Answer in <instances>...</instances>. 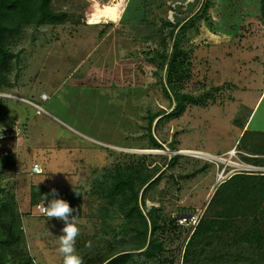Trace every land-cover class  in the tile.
Segmentation results:
<instances>
[{
  "label": "rangeland",
  "instance_id": "374dc122",
  "mask_svg": "<svg viewBox=\"0 0 264 264\" xmlns=\"http://www.w3.org/2000/svg\"><path fill=\"white\" fill-rule=\"evenodd\" d=\"M107 1L56 0V8L68 11L66 22L22 28L11 46L19 56L11 62L10 72L2 76L0 97L5 118L0 129L9 121L18 126L22 120L16 118V110L23 108L27 114V144L18 155V160L23 161L18 168L21 173L18 176L11 168L5 169L2 189L15 194L18 211L23 213L22 247L35 264H62L58 247L65 224L63 220L31 215L29 189L44 185L47 189L71 190L74 197L68 203L74 209L72 215L79 218L80 228L75 244L77 254L84 264H97L103 255L128 247L129 227L134 221L129 222L116 206L105 212L104 192L95 193L93 189L102 182L106 170L141 163L147 170L156 171L147 182L152 185L143 202V188L139 192L142 213L159 207L157 213L163 217H177L176 227L165 224L161 236L165 250L159 261L180 264L197 223L179 219L192 212L200 213V217L218 184L231 174L249 173L239 167L252 164L243 159L251 154L236 148L238 142L231 154L226 152L233 144V130L241 125L245 109L238 108L234 114L236 122L231 123L234 109L231 105L223 109L211 107L220 97L210 89L227 80L241 84L245 82L244 74H250L251 83L260 82L259 39L246 37L240 55H236L230 43L234 35H229L226 43L213 44L217 47L213 53L208 25L213 21L220 24L224 14L235 22L237 14L241 17L244 13L245 0H229L231 5L228 0H210L206 12L200 13L196 26L186 31L187 37L182 41L191 62L190 77L179 88L195 99H204V105L188 104L182 115L164 116L158 122L155 118L149 128L150 115H164L175 105L162 89L167 62L157 55L164 50L168 55L172 46L165 21L173 23L177 13L180 18L192 15L205 0H153L146 7L147 23L135 26L118 21L126 0H122L116 19L107 22L101 18ZM233 32H239L238 28ZM248 39L254 42L253 50L242 48ZM227 52L230 55L226 57ZM236 64L240 65V75H235ZM43 92L48 99L40 98ZM14 95L33 101L40 110L8 97ZM260 114H264V102L257 116ZM254 127L253 124L250 129ZM151 136L159 147L151 144ZM175 154V162L167 166ZM34 161L40 163L43 174H29Z\"/></svg>",
  "mask_w": 264,
  "mask_h": 264
},
{
  "label": "trees",
  "instance_id": "16d2710c",
  "mask_svg": "<svg viewBox=\"0 0 264 264\" xmlns=\"http://www.w3.org/2000/svg\"><path fill=\"white\" fill-rule=\"evenodd\" d=\"M152 1L128 0L118 20L119 23L134 26L144 23L147 20L146 7ZM210 2V0L203 1L192 15L188 14L180 18L177 13L174 15L173 23L165 21L169 27L167 35L172 41V46L168 55L166 50L157 55L162 62H167L164 67L165 82H162V89L167 99H172L175 105L164 115L163 113L150 115L149 128L155 118L158 122L164 116L176 118L182 115L188 104L204 105V99L201 97H198L200 100L195 99L188 93L180 92L179 88L190 77L191 62L190 53L182 47V41L187 37L186 31L196 26L198 16L206 12ZM55 5H59L56 0H0V93L3 92L2 76L10 72L11 62L19 56L18 51L11 49V46L21 35L22 28L28 26L38 28L66 22L68 11L56 8ZM259 13V19L264 23V0H260ZM237 18L234 21L239 22L241 18L239 14ZM230 26L229 31L238 28L239 32L249 30L250 33V29H246L243 25ZM239 32H235L237 41ZM251 36L256 37L254 34ZM226 86L227 83H222L219 86H213L210 90L222 97L223 88L221 87ZM210 96L208 95V98ZM3 106V98L0 97V124L3 122ZM9 123L2 127L10 128L14 122L9 121ZM19 125L21 127V124ZM246 135L249 139H244ZM14 139L15 136L0 140V158L7 161L4 164L7 168L13 167L17 159V152L12 148ZM150 142L154 147L160 146L152 136ZM236 148L251 154L250 157H243L248 163L264 165L263 132L244 130ZM4 152L6 155L3 154ZM176 158L177 155H173L167 166L172 165ZM35 162H32L31 166ZM36 163L40 165L39 162ZM4 171L6 170L0 168V264H35L22 247L23 231L20 220L23 213L18 211L15 194L7 193L2 189L5 179ZM155 173V170H147L141 163L127 164L122 168L115 166L111 170H106L102 176V182L94 188L95 190L93 189L95 193L104 192L107 198L105 212L116 206L129 222L134 221L129 227L130 233L126 243V245L129 244L128 247L114 249L103 255L97 264H161L159 257L165 250L161 236L164 234L165 224L172 223L173 227H176L177 217L173 216L170 220L163 217L157 213L159 207H151L145 215L142 213L138 204L139 192L143 188L141 195V202H143L147 190L152 185H147V182ZM159 176L154 182H157ZM50 191L51 187L47 189L44 185L31 186L29 207L33 208L42 202L41 196ZM63 192L65 194L63 199L67 202L74 197L71 190H63ZM52 197L48 196V198ZM27 214L28 212L24 213V215ZM180 264H264V173H234L217 185L189 235Z\"/></svg>",
  "mask_w": 264,
  "mask_h": 264
},
{
  "label": "crops",
  "instance_id": "0c3cea01",
  "mask_svg": "<svg viewBox=\"0 0 264 264\" xmlns=\"http://www.w3.org/2000/svg\"><path fill=\"white\" fill-rule=\"evenodd\" d=\"M127 3V0L126 2ZM225 4V3H224ZM210 6V5H209ZM226 6V4H225ZM259 7H260V0H245L244 4L242 5V11L241 12V18L239 20V22H233V21H229L228 20V16H223V21H221V23H217V22H211L212 24H209V28L211 29V35L209 36V42L212 43V45H218V44H223L226 43L228 38L232 35L233 39L231 38L230 43L232 44V48L234 49V54H238L240 55V50H242L240 48V46L243 44V42H245V37H253L251 35H255L256 38L259 39V45L261 48V71H262V76L260 79V82L257 83H251V76L250 74H247L245 77V74L243 75L245 82H241V84H239V82H235V83H231L227 81H223V83H227V86L224 88L223 91V95L222 97H220L219 99L215 100V103L211 106H217V107H222L221 109L225 108V107H229V105L232 106V108L234 109L232 111V113L230 114V122L234 123L235 119V112L237 111L238 108H244L245 112L243 115V120L242 118L240 120L239 123L241 125H237L235 127V129L233 130V144L226 149V152L230 151L232 148L235 149V144L238 142L239 138L242 136V133L244 132V130H251V131H256V132H263L264 133V114H260V116H257V112L260 110L261 105L264 102V23L261 22V20L259 19V17L257 16V14L259 13ZM213 9V8H212ZM251 13H253L251 15ZM122 14V13H121ZM120 14V16H121ZM119 16V18H120ZM251 17V19H250ZM255 17V18H253ZM245 18H249L248 20ZM239 24L240 26H242L243 24H245L246 29H250L251 27H255L256 30L253 31L252 29H250V33L249 32H242L240 31L239 33V37H238V41L235 39L236 33L233 32L232 30H228V27H231L230 25L232 24ZM218 24V25H217ZM232 33V34H231ZM230 35V36H229ZM213 37V39H212ZM226 41V42H224ZM233 41V42H232ZM235 41V42H234ZM247 41V39H246ZM252 42V43H251ZM211 43H209V45H211ZM235 43V44H234ZM234 44V46H233ZM211 45V48H212ZM213 45V53H215L217 51V47H214ZM243 47L246 48H250L253 50L254 47V42L251 39H248V42H246V44ZM232 51V52H233ZM251 51V50H250ZM253 52V51H251ZM209 53V52H208ZM228 55H230L229 52L225 53V56L227 57ZM209 60H210V56H208ZM212 57V56H211ZM257 57V56H256ZM237 64H240L239 62H237ZM235 65L234 69H236L235 75H240V65ZM221 67H223L222 63L220 65ZM253 68V67H252ZM251 68V69H252ZM220 70V68H219ZM222 72V69L219 71V73ZM228 74V72H226ZM229 83V84H228ZM246 83V84H245ZM220 84H215L213 86H219ZM10 98L15 99L16 101H20V102H24L29 106H32L33 108H36L37 111H39V109L32 103H29L27 98L24 97H19V96H8ZM25 99V100H23ZM28 101V102H26ZM34 103V102H33ZM36 111V112H37ZM209 112V111H208ZM26 113V112H25ZM3 117H4V113H3ZM5 118V117H4ZM16 118L18 120H22L21 127L18 124V127L15 126V132L17 133V136L14 139V145L13 148L15 149V151L17 152V159L15 162V165L11 168V171L15 174L18 175V173L21 171H19V166L22 167L23 161L22 159L18 160V155H19V151H21L20 148H23L25 144H27V134L25 132V123L27 124V114H24L23 108L21 109H17L16 110ZM10 120V119H8ZM4 121V120H3ZM7 122V121H6ZM17 123V121H15ZM15 123V124H16ZM7 124V123H6ZM10 123L8 122L7 125H9ZM254 124V128H251V125ZM4 125V126H7ZM17 127V128H16ZM2 161V162H1ZM0 168L5 169H9L7 167H4V164L7 162L5 159L0 158ZM19 176V175H18Z\"/></svg>",
  "mask_w": 264,
  "mask_h": 264
},
{
  "label": "clouds",
  "instance_id": "9594fccd",
  "mask_svg": "<svg viewBox=\"0 0 264 264\" xmlns=\"http://www.w3.org/2000/svg\"><path fill=\"white\" fill-rule=\"evenodd\" d=\"M230 151L233 152V150ZM228 154H230L229 151ZM36 172L39 173L40 169L37 168ZM49 195L54 198L47 206H45L44 200H46ZM57 196L58 193L55 189H52L49 193L41 196L43 205L40 208V212L49 220L55 218L57 220L64 221L65 226L62 229L63 234L59 236L58 247V252L63 257L62 264H84L83 258L77 254L75 247L77 237L80 235V228L78 226L79 218L72 215L74 209L70 206V204L64 199L55 198Z\"/></svg>",
  "mask_w": 264,
  "mask_h": 264
},
{
  "label": "built area",
  "instance_id": "2783aa9c",
  "mask_svg": "<svg viewBox=\"0 0 264 264\" xmlns=\"http://www.w3.org/2000/svg\"><path fill=\"white\" fill-rule=\"evenodd\" d=\"M40 98L42 99V100H46V99H48V94H46V93H41V95H40ZM25 100V99H24ZM29 101V100H28ZM28 101H26V102H28ZM29 103H32V104H34L39 110H40V107L38 106V105H36L35 103H33V102H31V101H29ZM4 129V130H3ZM15 126L13 125V126H11L10 128L9 127H1V129H0V140H2V139H5V138H8V137H13V136H17V133L15 132ZM231 152L232 151H229V153L231 154ZM4 155H6V152H4L3 153ZM37 168H39L40 169V172L39 173H37L36 172V169ZM241 170H243V171H247V172H249V173H261L260 171H262V170H264V168H262V167H260V166H258V165H253V164H245V165H243V166H241V167H239ZM242 172V171H241ZM30 173L31 174H33V175H38V174H41L42 173V168H41V166L38 164V163H33L32 164V166L30 167ZM52 189H55L56 191H57V193H58V196L57 197H55V198H61V199H63L64 197H65V194H64V192L62 191V190H60V189H58V188H55V187H51V190ZM54 197H52V198H48V199H46V200H44V204H45V206H47L48 205V203L53 199ZM43 205V201L42 202H40V203H38V204H36L32 209V212H31V215H36V216H40V217H46V216H44V215H42L41 214V212H40V208H41V206ZM188 214V213H187ZM186 214V215H187ZM190 214V213H189ZM188 214V216L189 217H182V218H180L179 219V221H185L186 219H192V223H193V225H194V223L196 224L197 223V221H198V219H199V214H196V213H194V212H192L190 215Z\"/></svg>",
  "mask_w": 264,
  "mask_h": 264
},
{
  "label": "bare ground",
  "instance_id": "6f19581e",
  "mask_svg": "<svg viewBox=\"0 0 264 264\" xmlns=\"http://www.w3.org/2000/svg\"><path fill=\"white\" fill-rule=\"evenodd\" d=\"M123 2V1H122ZM122 2L121 0H109L106 2V4H108L107 8L105 10H103L102 12V17L105 21L109 22L111 20L116 19L117 13L120 10L121 6H122Z\"/></svg>",
  "mask_w": 264,
  "mask_h": 264
},
{
  "label": "water",
  "instance_id": "95a60500",
  "mask_svg": "<svg viewBox=\"0 0 264 264\" xmlns=\"http://www.w3.org/2000/svg\"><path fill=\"white\" fill-rule=\"evenodd\" d=\"M0 96H2L1 94H0ZM4 96V95H3Z\"/></svg>",
  "mask_w": 264,
  "mask_h": 264
}]
</instances>
